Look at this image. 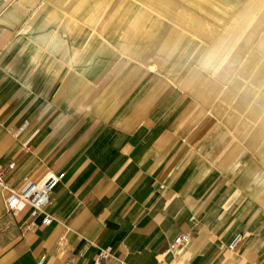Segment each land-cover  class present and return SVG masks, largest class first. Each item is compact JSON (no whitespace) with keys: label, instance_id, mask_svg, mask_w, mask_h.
I'll list each match as a JSON object with an SVG mask.
<instances>
[{"label":"crops","instance_id":"0c3cea01","mask_svg":"<svg viewBox=\"0 0 264 264\" xmlns=\"http://www.w3.org/2000/svg\"><path fill=\"white\" fill-rule=\"evenodd\" d=\"M20 27L21 18L11 14L7 0H0V170L13 189L25 176H63L45 207L52 217L48 225L39 215L34 227H22L28 209L11 217L0 188V264H37L42 256L46 264H93L99 249L108 247L109 264H264V213L255 211L221 171L185 162L164 121L142 111L130 109L105 123L85 122L75 111L68 82L47 77V68L36 65V52L23 48ZM119 27L117 21L107 26L111 42ZM153 29L158 35L146 43ZM167 32L152 24L139 31L134 46L126 47L162 46ZM58 42L53 36L47 50L55 52ZM85 57L89 60L81 73L107 85L109 72L98 71L100 62L92 65L95 52ZM260 59H249L254 62L221 93L215 112L234 125V137L260 162V167L248 164L256 174L245 170L242 180L254 174L249 190L264 207V99L256 93L264 84L254 79L264 71ZM203 69L211 70L206 74L212 79L201 71L192 79L195 72L188 76L186 90L197 101L209 91L214 100L220 94L212 88L221 80L213 76L217 66ZM124 74L115 75L112 88ZM97 100L107 101V93ZM184 110L198 122L201 113L195 106L185 103ZM240 116L246 120L239 123ZM199 132L197 126L194 135ZM224 135L213 137V149ZM238 150L227 147L220 164L232 167L237 160L231 156ZM181 233L189 235V242L167 251ZM237 234L241 239L230 249Z\"/></svg>","mask_w":264,"mask_h":264},{"label":"rangeland","instance_id":"374dc122","mask_svg":"<svg viewBox=\"0 0 264 264\" xmlns=\"http://www.w3.org/2000/svg\"><path fill=\"white\" fill-rule=\"evenodd\" d=\"M7 2L11 6V14L21 18L19 29L21 39L24 40L23 48L36 52V65L47 68V77L63 78L65 83L68 82L70 96L76 101L75 111L80 112L79 116L85 122L105 123L130 109L142 111L149 118L163 120L173 138L174 149L179 151L185 162L206 163L221 171L252 203L255 211L264 213L258 197L253 196L249 190L254 174L242 180L243 171H256L248 170L247 165L260 167V162L249 150L243 148L241 140L234 137V125H229L223 113L215 112L216 106L221 103V93L235 81L241 80L240 71L254 62L249 59L253 56L263 58L260 60L264 68V56L258 51H264V0ZM115 21L120 23V27L111 42L105 30ZM152 24L154 27L166 28L168 41L162 43V46L146 50L149 39L158 35V31L153 29L145 45L129 50L126 46L131 43L135 45L139 31ZM53 36L59 39L55 52L47 50ZM217 43H223L224 50L217 57L216 64H228V69L225 72L222 66H217L213 76L223 81L227 79L226 83L222 85L220 80L212 86L220 90L216 99H210L212 94L208 91L197 101L186 90L190 80L188 76L196 72L192 76L194 79L201 71L209 77L206 73L211 70L206 71L200 65ZM87 52L91 55L95 52L98 56L91 61L92 65L100 62L98 71L109 72L107 85L94 80L95 76L90 78L81 73L89 60L85 57ZM254 64L257 66L258 62ZM122 72L125 73L122 75L124 80L112 88L111 82L118 78L115 75ZM249 79L253 83V75ZM254 79L264 84V71ZM157 86L158 89H155ZM104 93H107L108 100H97ZM256 93H260L264 99V90ZM189 102L201 113L196 123L184 110L185 103ZM244 120L246 118L240 116L239 123ZM197 126L200 128L198 136L194 135ZM217 134L225 135L220 145L213 149L211 141ZM234 146L239 147L231 156L232 161L237 160L236 163L232 167L221 165L227 147L229 149Z\"/></svg>","mask_w":264,"mask_h":264},{"label":"built area","instance_id":"2783aa9c","mask_svg":"<svg viewBox=\"0 0 264 264\" xmlns=\"http://www.w3.org/2000/svg\"><path fill=\"white\" fill-rule=\"evenodd\" d=\"M12 167L13 164H9V168ZM62 176L63 173L61 172H47L37 178L25 176L22 179L21 186L18 189H13L4 181L3 172L0 170V188L5 191L4 200L7 214L16 219L23 210L28 209V220L21 224L22 227H34L35 219L39 215H43L42 224H50L52 217L45 212V207L49 203L54 188L60 182ZM191 219H193V216H191ZM25 223L26 225H24ZM240 239V234H237L228 247L230 249L234 248ZM188 242L189 235L181 233L174 238L167 251H172L175 247L185 245ZM111 258V248L99 249L93 264H109ZM37 264H46L45 256L40 257ZM120 264H124V262L120 261Z\"/></svg>","mask_w":264,"mask_h":264},{"label":"bare ground","instance_id":"6f19581e","mask_svg":"<svg viewBox=\"0 0 264 264\" xmlns=\"http://www.w3.org/2000/svg\"><path fill=\"white\" fill-rule=\"evenodd\" d=\"M222 47H224L222 43H217L216 46L212 47L211 51H209L210 52L209 57L206 58L201 65L208 69L215 66H219L220 68L222 66L221 62H218L216 64V61L218 60L217 57L222 55V49H223Z\"/></svg>","mask_w":264,"mask_h":264}]
</instances>
